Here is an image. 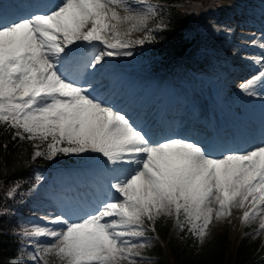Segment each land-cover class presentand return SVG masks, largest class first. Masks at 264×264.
Wrapping results in <instances>:
<instances>
[{"label": "snow or ice", "instance_id": "6c2138e0", "mask_svg": "<svg viewBox=\"0 0 264 264\" xmlns=\"http://www.w3.org/2000/svg\"><path fill=\"white\" fill-rule=\"evenodd\" d=\"M132 2L145 10H134L129 0H60L48 11L0 19V127L29 141L33 159L76 156L87 164L86 154H97L114 190L83 216L62 213L47 218L53 227L26 230L27 237L51 241L37 243L36 264H49V257L56 264H138L140 249L148 246L142 238L161 218L200 244L233 210L242 211L243 224L258 222L264 232V142L220 155L184 139L153 142L67 75L73 45L104 46L86 65L95 68L105 56L131 57L129 49L154 39L150 33L133 39L157 9L149 0ZM254 63L257 73L239 85L249 96L264 90V53Z\"/></svg>", "mask_w": 264, "mask_h": 264}, {"label": "trees", "instance_id": "16d2710c", "mask_svg": "<svg viewBox=\"0 0 264 264\" xmlns=\"http://www.w3.org/2000/svg\"><path fill=\"white\" fill-rule=\"evenodd\" d=\"M163 1L169 5L170 12L176 9L173 5L177 0ZM180 14L172 12L169 28L155 38L156 47L162 51L156 59H161L165 53L183 56V51H186L185 21ZM9 132V129L0 127V208L8 211L4 215L0 210V264H13L19 249L20 224L12 217L9 192L17 193L22 189L25 179L29 177L26 166L33 164L31 145L16 141ZM157 228L161 237L166 238L165 226L161 223ZM196 243L197 239L187 231L186 237L182 235L181 238L172 239L166 246L163 242L155 245L151 249L154 258L152 264H264V250L260 243L243 241L233 263L226 261L225 239L214 235L204 247H198Z\"/></svg>", "mask_w": 264, "mask_h": 264}, {"label": "rangeland", "instance_id": "374dc122", "mask_svg": "<svg viewBox=\"0 0 264 264\" xmlns=\"http://www.w3.org/2000/svg\"><path fill=\"white\" fill-rule=\"evenodd\" d=\"M149 2L155 8L157 7L152 2V0H149ZM240 2L244 3L245 0H240ZM262 4H264V3H262ZM129 6L132 7L134 10H137V11H144L145 10L143 5H137V4L133 3V2H131V5H129ZM231 15L232 14H230V16L228 17V14L226 13L227 20L222 22L223 23L222 26H224L225 28H231L232 35H230V34L227 35L230 38V40H231L230 43L228 44V46H226L227 48H229V50H226V48L224 46H222L218 42L215 43V45H216L215 48H216L218 53L224 52L227 56H229V61H232L234 63V64H232L234 68H240L241 66L246 64V65H251L253 69H257V71H258L260 65L254 63V61L257 60V59H261L262 58V53H264V49L261 48V44H264V37L262 35H260L258 38H255V36L252 35L253 26L247 25L246 22H244V24H242V23L238 22L237 20L232 19ZM261 15H263V17H264V8H263V10L258 11V13L256 15L252 14L249 17H251V18L252 17H256L257 18V17H259ZM155 17H156V15L153 16L150 19L149 25H148V29H146L145 32L135 34L133 36V39H142V38H144L145 33L148 30L155 31V28H154L155 26L153 25ZM257 19H259V18H257ZM163 23H164L163 21H160V24L163 25ZM246 42L250 43L249 45H251V47L248 44H246ZM81 44L87 45L88 47H91V48L95 47V45H89V44H86V43H79V45H81ZM138 47H139V45H135L133 48L136 49ZM247 47H250L251 51L247 50ZM133 48H131V49H133ZM92 51H93V55H92L91 60H93V57L96 56V52H94V51H97V50L94 49ZM102 51H106V50L105 49L99 50V52H102ZM251 54H253V55H251ZM120 57H119V63L121 62L120 61ZM116 58H118V57H107V56H105L103 62L100 65H102L103 63H108V64L115 63L116 65L120 66L117 63V59ZM67 63H68V61H67ZM183 70L184 69L180 70V68H176L175 71H174V74H175L176 78L179 80V82H181L183 84V86H184L183 89L185 88V91L189 93V90L191 89V86L200 88L201 85L192 84L191 81L186 79V74H185V72ZM65 71H66L67 75L70 73L66 69H65ZM229 76H231V75H229ZM247 76H248V74H247ZM249 78H251V77L247 78L246 76H242V79H240V82L243 83ZM237 89H240L239 86L237 87ZM237 89L235 91H240V90H237ZM257 92L260 93V94L262 93L261 89L259 87L257 88ZM240 95H247V94L243 93V92H241L240 94L239 93L238 94L237 93L233 94V99L234 98H238L239 99ZM262 95H258V97H260V98L262 97L263 98ZM253 106L255 107V105H253ZM73 157L76 158V156H73ZM101 159H103V158L101 157ZM72 169L73 168H69L67 170V173L68 172L69 173L70 172H75ZM45 174L46 173H44V172L40 173L41 176L42 175L44 176ZM86 175H93V173H88ZM62 177H64L62 179L63 183H66V182L70 181V178L68 176H66V177L62 176ZM46 194H48L49 200H53V199L56 200V198L52 197L53 196V191L50 188H48V192ZM54 196H56V195H54ZM58 201L61 202L65 206V202L61 198H59ZM28 215H30L29 218H26V219L23 220L25 225H29V226L46 225V226H50L48 224V222H43V221L39 220V213H37V211H34L32 214L30 213ZM241 216H242V211L241 210H233L232 215L228 218L232 222V225H231V228H230V239H231L233 244L237 243V241L240 238V235H239L240 232H239L238 228H239L240 224L242 223ZM254 223L257 225V228L255 229V234L254 235H256V237H258L260 234H262L264 232L258 231V222H254ZM172 232H173V236H177L178 232H179V229L175 226L174 230ZM142 239L147 240L146 238H142ZM25 240L26 241H25L24 248L29 253V255L25 259L23 264H36V261H33L31 259V257L34 254V251H35V249L37 247V243L47 244V243H50L51 241H50L49 238H38V240H34L33 238H30V237L25 238ZM30 241L34 242V243H30V244H33L32 246L29 244ZM148 244H149V241H148ZM140 251H141V256L140 257H136V260H137L138 264H144V259L142 257L143 249H140ZM41 264H42V262H41ZM49 264H56V260H55L54 257H49Z\"/></svg>", "mask_w": 264, "mask_h": 264}, {"label": "bare ground", "instance_id": "6f19581e", "mask_svg": "<svg viewBox=\"0 0 264 264\" xmlns=\"http://www.w3.org/2000/svg\"><path fill=\"white\" fill-rule=\"evenodd\" d=\"M74 52V51H73ZM190 98H193V97H190ZM210 146H212V145H210ZM74 204V203H73Z\"/></svg>", "mask_w": 264, "mask_h": 264}]
</instances>
